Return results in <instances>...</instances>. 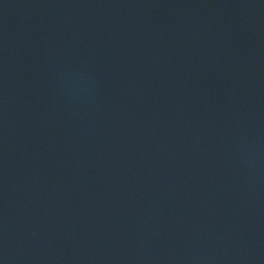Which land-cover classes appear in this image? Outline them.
I'll return each instance as SVG.
<instances>
[{
    "label": "water",
    "instance_id": "1",
    "mask_svg": "<svg viewBox=\"0 0 264 264\" xmlns=\"http://www.w3.org/2000/svg\"><path fill=\"white\" fill-rule=\"evenodd\" d=\"M0 264H264V0H0Z\"/></svg>",
    "mask_w": 264,
    "mask_h": 264
}]
</instances>
